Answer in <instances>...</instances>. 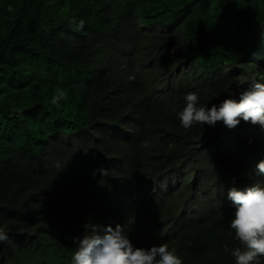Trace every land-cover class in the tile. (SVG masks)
<instances>
[{
	"label": "trees",
	"instance_id": "16d2710c",
	"mask_svg": "<svg viewBox=\"0 0 264 264\" xmlns=\"http://www.w3.org/2000/svg\"><path fill=\"white\" fill-rule=\"evenodd\" d=\"M263 43L264 0H0V264H72L79 238L116 224L183 264H235L227 192L264 184V128L185 129L178 113L189 92L211 107L263 83ZM190 182L221 208L180 227Z\"/></svg>",
	"mask_w": 264,
	"mask_h": 264
},
{
	"label": "clouds",
	"instance_id": "9594fccd",
	"mask_svg": "<svg viewBox=\"0 0 264 264\" xmlns=\"http://www.w3.org/2000/svg\"><path fill=\"white\" fill-rule=\"evenodd\" d=\"M80 27H83V21H80ZM262 46L264 48V43ZM256 67L257 71L262 70L257 64ZM234 96L235 93L230 91L229 96L219 106L213 104L211 107H197L198 94L187 93L184 97L186 104L178 113L180 125L188 129L196 123L214 126L217 121H223L231 129L243 120L264 128V82L253 80L239 92L238 100ZM65 98V94L60 92L53 98L52 103L58 104ZM144 147H148L147 143ZM247 150L253 155L263 154L262 145L258 149L249 146ZM98 171L102 175L108 174V170L103 167ZM181 171L179 169L163 176L150 192L168 193L167 187L175 184ZM256 173L264 175V160L256 164ZM195 174L191 172L190 176L193 178ZM164 183L166 186L159 189ZM185 186L187 189L182 188L185 194L179 196L182 202L173 210L175 221L181 220L180 227L182 223L206 221L214 214L218 216L220 210L217 209L221 208V204L212 198L211 184L190 182ZM227 198L231 201L227 206H234L230 227L243 248L229 250L225 246V251L231 252L235 264H259L258 258L264 256V184L254 183L243 190L232 187L227 192ZM171 226L179 227L178 224L176 227ZM7 239V233L0 228V241ZM72 264H183V261L176 250H170L166 243L152 245L147 249L134 246L123 227L116 224L115 227H94L89 234L79 238L78 248L72 255Z\"/></svg>",
	"mask_w": 264,
	"mask_h": 264
},
{
	"label": "rangeland",
	"instance_id": "374dc122",
	"mask_svg": "<svg viewBox=\"0 0 264 264\" xmlns=\"http://www.w3.org/2000/svg\"><path fill=\"white\" fill-rule=\"evenodd\" d=\"M262 62H263V61H262ZM183 68H184V67L182 66L181 69H183ZM228 135H229V134L226 133V132H222V133L220 132V138H221V139L227 137ZM233 135H234V134H232L231 136H233ZM234 136H235V135H234ZM203 152H204V150H203ZM165 186H166V183H164V184L162 185V187H159V189H160V188H164Z\"/></svg>",
	"mask_w": 264,
	"mask_h": 264
},
{
	"label": "bare ground",
	"instance_id": "6f19581e",
	"mask_svg": "<svg viewBox=\"0 0 264 264\" xmlns=\"http://www.w3.org/2000/svg\"><path fill=\"white\" fill-rule=\"evenodd\" d=\"M168 190H170V187H167ZM185 213V212H184Z\"/></svg>",
	"mask_w": 264,
	"mask_h": 264
}]
</instances>
